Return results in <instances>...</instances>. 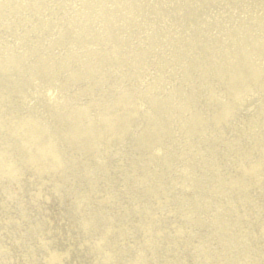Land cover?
Listing matches in <instances>:
<instances>
[{
  "label": "bare ground",
  "instance_id": "obj_1",
  "mask_svg": "<svg viewBox=\"0 0 264 264\" xmlns=\"http://www.w3.org/2000/svg\"><path fill=\"white\" fill-rule=\"evenodd\" d=\"M0 264H264V0H0Z\"/></svg>",
  "mask_w": 264,
  "mask_h": 264
},
{
  "label": "rangeland",
  "instance_id": "obj_2",
  "mask_svg": "<svg viewBox=\"0 0 264 264\" xmlns=\"http://www.w3.org/2000/svg\"><path fill=\"white\" fill-rule=\"evenodd\" d=\"M22 181L20 180V185H21Z\"/></svg>",
  "mask_w": 264,
  "mask_h": 264
}]
</instances>
